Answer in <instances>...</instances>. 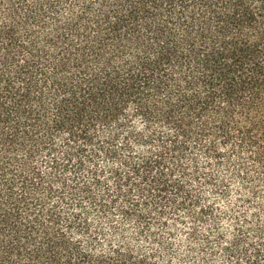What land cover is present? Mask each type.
<instances>
[{
	"label": "trees",
	"instance_id": "1",
	"mask_svg": "<svg viewBox=\"0 0 264 264\" xmlns=\"http://www.w3.org/2000/svg\"><path fill=\"white\" fill-rule=\"evenodd\" d=\"M228 179L264 186V0H0V264H164Z\"/></svg>",
	"mask_w": 264,
	"mask_h": 264
},
{
	"label": "rangeland",
	"instance_id": "2",
	"mask_svg": "<svg viewBox=\"0 0 264 264\" xmlns=\"http://www.w3.org/2000/svg\"><path fill=\"white\" fill-rule=\"evenodd\" d=\"M221 176L228 177L225 170L220 171ZM229 178V177H228ZM228 186L224 192L214 186H191L198 194L201 206H210L206 218L193 223L190 218L180 220L175 224L171 234L166 229H158L167 244L160 262L164 264H203L206 258L207 264H230L228 258L220 254L219 243L231 242L238 233V228L245 233L246 241L264 245V236L257 239L255 230L264 231V186H257L254 193L251 186H241L237 181L228 179ZM263 206V207H262ZM183 215H186L183 214ZM188 226H193L197 231L195 240L189 236ZM260 237V238H261ZM134 241L147 252H152V246L145 241L143 236L135 237ZM220 241V242H219ZM210 242L214 247L213 252L207 248ZM210 245V246H212ZM261 247V246H260ZM155 249L158 250V247ZM192 250V251H190ZM239 264H248L246 259L239 260Z\"/></svg>",
	"mask_w": 264,
	"mask_h": 264
}]
</instances>
